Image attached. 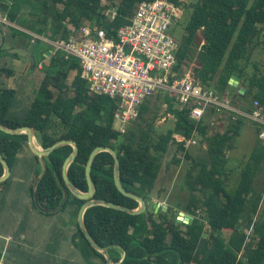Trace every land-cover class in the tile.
<instances>
[{"label":"trees","instance_id":"obj_1","mask_svg":"<svg viewBox=\"0 0 264 264\" xmlns=\"http://www.w3.org/2000/svg\"><path fill=\"white\" fill-rule=\"evenodd\" d=\"M103 1L0 0V14L30 33L38 36L45 34L49 40L68 39L69 27L79 29L84 22H95L112 36L129 24L139 4L153 0H105L117 9L114 20L103 14L104 9L110 8L103 7ZM172 1L177 3L179 0ZM185 9L191 15L177 52V69L190 63L188 65H194L190 68L191 74L205 87L220 94L231 90L233 104L249 103L252 107L257 101L264 110V0H197L185 4ZM45 44L43 59L48 63L40 68L43 79L30 109L24 116L14 115L17 91L0 88V124L10 129L31 127L35 130L38 147L48 148L62 140L75 142L79 152L68 169V176L82 192L88 191L85 170L93 150L98 147L113 148L120 160L122 186L142 197L146 204V194L152 193L155 188L165 154L171 145H177L179 152L185 153L183 157L189 164L185 186L190 195L184 209L190 215L198 210L204 212L202 219L195 216L192 224L186 225L177 223V219L173 221L169 208L166 213L147 210L139 215L104 206L87 209L85 227L98 245L108 249L113 262L263 264L264 143L258 138L260 129L254 128L258 141L240 172V182L230 189L228 152L235 149L234 142L247 122L244 118L232 120L231 115L222 113L228 117L227 127L208 137V120L217 114L214 109H210L197 123L189 118L188 111L176 109L173 98L158 95L156 98L167 102V112L175 118L174 127L162 134L149 135L139 124H145L150 113V101L147 100L140 107L138 118L132 122L134 125L131 124L125 133H120L114 129L119 102L107 96L90 94L86 81L81 78L80 62L75 58L66 59L62 52L51 53L53 48ZM258 50L263 51V57L253 60V53ZM5 54H9L8 51ZM11 56L20 57L17 54ZM6 71L2 69L0 76L3 77ZM28 71H31L30 65ZM235 72L241 79L239 85L246 88L243 96L239 95L240 87L229 85ZM195 129L201 140L208 144L206 157H194L185 151L184 143L178 141V137L190 139ZM27 144L26 134L12 135L0 131V154L12 170L18 154ZM72 152L73 147L66 145L44 157L45 170L37 186L43 207L52 209L60 204L63 192L55 173L65 184L63 165ZM34 157L39 165V157ZM173 163L179 164L181 159L175 157ZM114 168L115 161L110 153L97 154L91 170L95 199L137 209L139 203L117 189ZM3 173L0 163V177ZM39 176L36 168L29 196L33 210L44 215L34 202V184ZM8 180L0 184V192H4ZM85 202L69 191L62 210L68 204L73 205L78 216ZM1 208L2 202L0 213ZM244 220L247 222L245 230H240ZM247 229H252L251 235L246 233ZM224 231L231 232L228 239L223 237ZM72 243L81 251L85 261L91 263L94 257L106 264L103 255L93 249L85 238L79 223Z\"/></svg>","mask_w":264,"mask_h":264},{"label":"built area","instance_id":"obj_2","mask_svg":"<svg viewBox=\"0 0 264 264\" xmlns=\"http://www.w3.org/2000/svg\"><path fill=\"white\" fill-rule=\"evenodd\" d=\"M185 4V0L142 2L129 24L112 36L95 22L84 23L79 29L69 27L68 39L49 40L32 35L50 45L51 53L62 52L66 59L75 58L80 62L81 78L86 81L90 94L119 102L114 117L120 133H125L138 118L145 101L161 95L173 98L176 109L188 111L189 118L197 123L210 109L228 113L232 120L242 117L260 129L258 138L264 143V110L259 102L255 101L249 111L238 109L229 90L216 93L185 66L177 69L179 41L174 31L185 15ZM102 6L110 7L103 14L114 20L117 9L105 0ZM31 41L35 43V39ZM165 105L168 106L167 102ZM195 135L196 129L190 139L178 137V141L189 149L197 145Z\"/></svg>","mask_w":264,"mask_h":264},{"label":"rangeland","instance_id":"obj_3","mask_svg":"<svg viewBox=\"0 0 264 264\" xmlns=\"http://www.w3.org/2000/svg\"><path fill=\"white\" fill-rule=\"evenodd\" d=\"M197 0H185L186 4L195 2ZM191 13L186 11L184 17L178 23V28L174 31V36L177 41H181L185 36L184 28L189 20ZM87 23V22H84ZM83 23V24H84ZM11 33L14 34L11 35ZM45 35V34H44ZM46 36V35H45ZM0 38L5 39V47L8 45L15 46L18 39H35L38 46H43L45 43L42 40L33 37L32 33L19 27L15 23H11L8 19L0 14ZM47 38V37H46ZM263 57V51L258 50L253 53V60H261ZM38 62L39 58H35ZM41 66L38 65L39 70H31L29 83H32L30 94L36 95L38 85H40L43 76V71L40 68L48 63V60L42 59ZM39 63V64H40ZM190 64V63H188ZM185 65L188 70L194 65ZM0 61V68H1ZM6 68H11L10 65ZM40 71V72H39ZM19 77V76H18ZM16 77L17 80L3 81L5 86H9L17 90V96L22 99L25 93L19 90V83L22 78ZM73 75L70 76L69 82H71ZM1 81V79H0ZM239 87H241L239 85ZM231 91V90H229ZM231 97L233 92H230ZM28 96V95H26ZM25 96V97H26ZM150 113L145 119V124H141V127L149 135H158L167 132L175 125L174 116L167 112V105L162 98L153 97L150 100ZM244 105V104H243ZM235 105L238 109H249V103L246 105ZM13 109V114L16 116H24L25 112L30 109L28 103H24L23 108ZM251 110V109H250ZM247 111V110H245ZM208 120L207 136L212 137L217 132L223 131L228 125V117L222 115L221 112ZM230 115V114H229ZM116 122L114 121V129ZM134 125V123H131ZM132 126V125H131ZM257 126L247 121L241 129L240 136L236 138L234 142L235 149L228 152L229 163L227 165V171L229 172L228 187L234 189L235 185L240 182V172L245 167L250 155L252 154L257 135L255 129ZM198 144L189 148L188 152L194 157H206L208 144L205 140H201L197 136ZM177 145H171L169 150L165 154L162 162V168L157 179L156 185L152 193L146 194L147 209L149 212H153V206L160 204L161 208L158 211L166 213L168 208L172 214V220L178 219L179 213L185 214L186 201L189 198V191L185 186V173L188 167V162L184 159L185 153L179 152ZM177 157L181 159V163H173V159ZM37 162V161H36ZM18 164L17 180L10 178L7 185H5L4 192H0V202H2L1 216H0V254L3 261L6 264H104L100 259L94 258L90 262L84 260L81 251L75 247L72 243V224L77 225L78 216L73 210V205L68 204L66 208L56 214H44L55 216H30L27 214L26 203L29 196V188L27 181L31 169L42 171L41 164L37 165L35 162H28L23 159H16ZM15 173V172H14ZM263 180V179H262ZM262 180L259 181L261 186ZM30 184V183H29ZM238 185V184H237ZM236 185V186H237ZM4 204V208H3ZM166 207V208H165ZM264 207V200L262 202ZM33 209V208H32ZM155 211V210H154ZM156 212V211H155ZM38 213V212H37ZM190 215V214H189ZM204 212L198 210L197 213L192 214L193 218L198 217L202 219ZM247 222L242 221V227L240 230H245ZM252 229H247L246 233L251 235ZM230 231H224L223 237L226 239L230 236ZM9 235L12 238V242L7 243V247L4 246L3 236ZM10 245V247H9ZM264 264V263H263Z\"/></svg>","mask_w":264,"mask_h":264},{"label":"water","instance_id":"obj_4","mask_svg":"<svg viewBox=\"0 0 264 264\" xmlns=\"http://www.w3.org/2000/svg\"><path fill=\"white\" fill-rule=\"evenodd\" d=\"M9 53L10 54H17L19 56L25 57L30 64L31 70H33L35 68L36 61H35L32 53L30 51L25 50V49H21V48H15V49L10 50ZM240 80H241L240 77L237 76V73L235 72L229 81V85L234 87V88H238ZM245 92H246V88L240 87L239 95L243 96L245 94ZM0 131H3V132L8 133V134H12V135L26 134L28 136V144H29L32 152L41 159H44V157H47L51 152H53L57 148H60V147L66 146V145H71L73 147L72 154L66 159V161L64 162V165H63L62 175H63V181L65 184L62 183V181L58 178V175L55 173V177H56V179H57V181H58V183L62 189V192H63V198H62L60 204L56 208H52V209L45 208L41 205L37 186H38V183H39L41 176L44 172L43 171L42 173H40V176L37 178V180L34 184L35 206L40 212H42L44 214H56V213L60 212L62 210V208L64 207L67 199L69 198V191L76 198L86 201L81 206L79 214H78L79 226H80L85 238L87 239V241L91 245V247L103 255V257L106 260V264H115L113 262L111 256H110V254H109L108 249L103 248L100 245H98L96 243V241L92 238L90 233L87 231V229L85 227V223H84V214L87 211V209L94 207V206H104L107 208L126 212V213H129L131 215H139V214H142L146 211L147 204L144 201V199L138 195H135L131 192H128L121 184V181H120V160H119L117 152L111 147H98V148L93 150V152L91 153V155L89 157V160H88V163L86 166V170H85L87 184H88V191L82 192L70 181L69 176H68V169H69L70 165L73 163V161L76 159L78 152H79V148L75 142L68 141V140H62V141L55 143L51 147L44 148L42 146L38 147L36 145L35 130L32 129L31 127H20L17 129H10V128H7V127L0 124ZM101 152H108L114 158V161H115V168H114L115 185L121 194H123L124 196L131 198V199H133L139 203V206L137 209H130L128 207L117 205V204H114L111 202H107L105 200L95 199L94 196H95L96 189H95L94 182L92 180L91 170H92V165H93L95 157L97 156V154H99ZM0 163L2 164L3 169H4V173H3L2 177H0V184H1L10 178L11 168H10L9 164L7 163V161L5 160V158L1 154H0ZM44 170H45V167H44ZM160 208H161L160 204L154 205V209H155L156 213H158ZM179 216L180 217L177 219V223H183L186 225L192 224L193 219H194L191 215L185 214L183 212L179 213Z\"/></svg>","mask_w":264,"mask_h":264},{"label":"crops","instance_id":"obj_5","mask_svg":"<svg viewBox=\"0 0 264 264\" xmlns=\"http://www.w3.org/2000/svg\"><path fill=\"white\" fill-rule=\"evenodd\" d=\"M11 35L14 36L13 33H11ZM40 37L46 38L45 35H42ZM31 40L32 39H21V40L18 39V40H16V42H18V43H16L15 46L8 45L7 47H5L4 46L5 45V39L4 38H0V61H1V65H2L1 68H0V71L2 69H7V71L3 73V77L0 76V79H1L0 88L14 89V88L9 86L10 85L9 83L7 84L8 87H6L3 79L5 78L6 81L9 82V81H12L13 79L17 80L16 77L19 76L18 78H22V79L20 80V83L18 85L19 86L18 89L19 90L21 89V91H23V93H25V96L28 95L26 97L23 96L22 99H19L18 96L16 97V101H15L14 105L17 106L18 108H23L24 103H28L29 105H31L32 100L35 98V94L34 95L30 94L31 87H32L33 84L29 83V80H30L29 78H30V72L31 71H28V66L30 65L28 60L25 57H22V56H20V57H12L11 54L9 53V51L12 50V49H15V48H21V49L28 50V51H30L32 53L34 59L36 57L39 58L38 62L35 60L36 63H39V62H41L43 57L46 55V53L44 51L45 47H46V44H44L43 46H38V44L36 42L32 43ZM5 51H8L9 54H5ZM8 65H10L11 68H6V67H8ZM34 70H39V69L37 68V69H34ZM41 78L43 79L42 74H41ZM38 86H40V85H38ZM14 90H16V89H14ZM34 155L35 154L32 152L29 144H27V145H25L22 148L21 152L17 156V159L18 158L19 159H23V160H26V161L31 163V162H35ZM39 164H41V166L43 168L42 171H41V173H42L44 171V167H45L46 161L44 159L39 158ZM17 169H18V164L16 163L14 168H13V170L11 169L10 178L13 177V178H15L17 180ZM33 170L34 169H31L30 173H29V178H28V181H27L28 188H30V184L29 183H31ZM26 203H28L27 209H26L28 215L37 216L36 214H40V213H37L36 211H34L32 209L31 203H30V197L27 199ZM4 207L5 206L3 204V208ZM72 207H73V210L75 211V207L74 206H72ZM0 216H1V213H0ZM39 216H47V215L40 214ZM50 216H55V215H50ZM71 228H72V237H73V235H74V233L76 231V225L72 224ZM1 236L2 235H0V237ZM3 237L4 238H2V240L4 241V246L6 248L7 245H8L7 243H9L12 240V238H10L11 240L7 241L9 239V235H7V236L5 235ZM9 247H10V245H9ZM2 261H3V259H2ZM2 264H6V262L3 261Z\"/></svg>","mask_w":264,"mask_h":264},{"label":"bare ground","instance_id":"obj_6","mask_svg":"<svg viewBox=\"0 0 264 264\" xmlns=\"http://www.w3.org/2000/svg\"><path fill=\"white\" fill-rule=\"evenodd\" d=\"M179 46H180V42H179ZM177 65H178V63H177ZM185 66V65H184ZM181 68H183V66L181 67ZM180 68V69H181ZM197 136H198V134L197 135H195V137H194V139L197 141ZM197 144H198V142H197ZM40 146V145H39ZM196 146V145H195ZM192 147H194V146H192ZM191 148V147H190ZM189 149H185V151H188ZM122 256L124 257V254L122 253Z\"/></svg>","mask_w":264,"mask_h":264},{"label":"flooded vegetation","instance_id":"obj_7","mask_svg":"<svg viewBox=\"0 0 264 264\" xmlns=\"http://www.w3.org/2000/svg\"><path fill=\"white\" fill-rule=\"evenodd\" d=\"M153 209H154V206H153ZM154 210H155V209H154ZM154 210H153V211H154ZM97 259H99V258H97ZM100 260H101V259H100ZM101 261H102V260H101ZM102 262H103V261H102Z\"/></svg>","mask_w":264,"mask_h":264},{"label":"clouds","instance_id":"obj_8","mask_svg":"<svg viewBox=\"0 0 264 264\" xmlns=\"http://www.w3.org/2000/svg\"><path fill=\"white\" fill-rule=\"evenodd\" d=\"M156 213V212H155Z\"/></svg>","mask_w":264,"mask_h":264}]
</instances>
